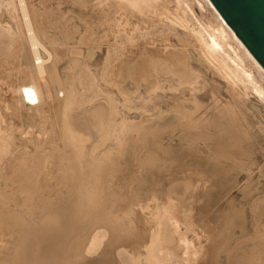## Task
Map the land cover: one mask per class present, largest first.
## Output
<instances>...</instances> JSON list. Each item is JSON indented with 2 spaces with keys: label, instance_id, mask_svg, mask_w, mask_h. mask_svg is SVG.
<instances>
[{
  "label": "bare ground",
  "instance_id": "bare-ground-1",
  "mask_svg": "<svg viewBox=\"0 0 264 264\" xmlns=\"http://www.w3.org/2000/svg\"><path fill=\"white\" fill-rule=\"evenodd\" d=\"M8 1H11V0H8ZM71 1H73V0H71ZM81 1L79 0V3L81 2L80 4H82L81 6L78 2L77 3L80 7H82V15H83L82 21L85 22V24H84L85 28L87 30H91V28L88 26H90L92 24L95 25L94 29L92 30V34L98 38V40L96 38V40L99 42V44L96 45L97 50L99 52H102V53L104 50L106 51V54H105V57H104V60H103L101 67H103V69H105V71L104 70L103 71H104V73L106 72V74H107V71L112 72V74L114 73V79H116V80H114L113 83H110L109 80L111 79V77L109 75H112V74L111 73L109 75L107 74L109 77L107 75L106 76L108 78H110V79L106 80L107 82L109 81L108 84L106 83L107 85L113 84V88L117 87L119 89L122 87L123 84L128 82V83H130V85H132V87H134V89H136L132 93L133 98H138L137 95H140L139 88L141 86H145L147 89L145 91L146 96L142 97V99H143L142 101H144L146 104V108L144 111H145V115H147V117L149 116V118H152L150 116V114H155L156 115L155 119L160 118V119H162V121L163 120L166 121V120H169L171 118L170 116H172L175 121L173 120L174 123L172 124V126H169L166 129V131H169V132L180 131L183 133V135L185 134V135H188L189 137L191 136V138L194 139L196 142H198V140H201L199 144H203L208 149V152H211V154L208 155V157H211V156L213 157V154H212L213 150H212V146L210 145V143H212L213 141L217 145L216 149L214 151V152H216L217 155L218 154L221 155V154H224L227 151H229V149L233 145L232 143H234L235 145L237 144V146L239 147L237 150L238 153L236 154L235 157H234V155H232L233 159L229 158V156H228V159H232L231 162H233L234 165H235V163H240V164L245 163V161L247 159V155L245 154L246 150H244V148L242 146H244V143L246 142V138H245L244 134L240 133L236 129L239 128V126L242 124V122H239V121H241V119L245 120V118H244L245 115L243 114L244 109L246 112H249L247 103H248V96L250 93L252 95H254L255 97L254 96L253 97L256 98L258 103H261L264 107V85H263L264 84V69L258 64V62L255 60V58L250 54V52L247 50V48L243 45V43L240 41V39L235 35V33L229 27V25L223 20V18L220 16V14L217 12V10L214 8V6L212 5V3L209 0H204V1L211 8L212 11L210 13H211L212 17L215 18L217 25H214L213 23H211L210 19H207V21H205L204 23L202 20H201L202 21L201 22L199 19H197V17L193 13V10L191 9L187 0H81ZM6 2H5V0H0V6H3L5 4L9 3V2H7V3ZM16 3H17L16 7L18 9L17 11L19 12V15H21L20 17L22 18L20 21H23V23H21V24H23V30H24L23 32L25 34L24 35L25 38L18 44L21 47V50H18L19 52L17 51V53H14L15 51L13 50V48L11 50L10 47L16 43L15 41H17L16 40L17 34H15L14 33L15 31H14L12 33H14L15 35H12V33H10L12 30L11 31L8 30V31H10V32H8L7 29L6 30L0 29V61H1L0 64L2 62H8V61H4V59L9 60L8 58H10V56H13V57H11V58H13V61H15V60L17 61V63H15L16 66L14 65V68L16 67L18 69L21 65H23V66L25 65V67L27 68L29 75L26 79L28 82L25 84H19L18 83L16 85V88H15V92L17 95L16 101L12 102V104H9V105L5 101L3 102L4 105L2 103V105H3L2 108L4 107L5 110H7V112L8 111L10 112V114H11V112H14L13 115L17 116L18 122H20L19 118L21 117L22 111L29 112L32 110L34 111L37 108V106H36L37 104H34V97L32 96L30 90H28L27 87L33 86L32 88H34V86L36 87L35 84H37V83H39L38 85H40L41 83H40V81L39 82L37 81L38 79L42 80L44 78H47V80H49L51 78L50 80H53V81L52 82L50 81V83H52V85L53 84L56 85L54 87L58 92V96L59 97H62V96L67 97V100H68V98L70 100L71 97L74 98V92H72L71 90L69 92V89L71 87L70 88L68 87L69 89L66 87L68 89L69 93L67 91H64L63 89H58L59 87L62 88L63 86L62 87L59 86V85H61V83L60 82L57 83V81H58L57 79H59V78H57L56 77L57 74L55 75L54 73L56 72L55 67L58 65V61L60 63L62 60H59V58H55V59L53 58L51 60L52 55L50 54V52L47 51L45 46L42 44L43 42H41V40L39 39V37H38L39 35L36 32L37 29H34V28H36L37 23L35 24L36 26H34L33 25L34 21L33 22L31 21V20H35L37 18V16L36 17L34 16L35 19H30L31 16H29V12L33 8L31 10L29 8L30 11H28L27 5L29 6V4L26 3L27 4L26 5L24 0H16ZM77 3H75V4H77ZM198 4L200 6L199 8L202 9V4L199 1L197 2V5ZM11 7H13V6L11 5ZM12 9H14V8H12ZM42 9H44V8H42ZM42 9H41V11H38V12H42L43 11ZM35 10H33V11L35 12ZM51 10H53V9H51ZM51 10L50 11L48 10V12L51 13ZM55 10L56 9L54 8V12L58 11V10H56V11ZM46 11L47 10L44 9V12H46ZM38 12H35V13H38ZM48 12L46 13L47 17L44 14H43L44 16L42 15L44 17V19H42L43 17L41 16V14H42L41 13L40 19H42L44 21L45 17L48 18V16L50 15V13H48ZM58 12H61V11L59 10ZM10 13H12V12H9V14ZM30 13H32V12H30ZM52 13H53V11H52ZM35 15H37V14H35ZM38 15H39V13H38ZM61 15L62 16H60L59 18L63 17V13ZM93 15H95V21L96 22L93 20V17H94ZM3 16H5V15H3ZM6 16H8V18H9L8 14ZM11 16H10V18L12 19L13 16L12 17ZM49 17L52 18V16H49ZM63 18H62V20H63ZM54 19H55V17L53 18V20ZM1 20H2V18H1ZM48 20L51 21L50 19H47L45 22H47ZM10 21H12V20H10ZM17 21H18V19H17ZM20 21H19V23H20ZM13 22H15V21L13 20ZM40 22H41V20H40ZM42 22L40 24L38 22V24L41 26L43 23H45V22H43V23ZM59 22H58V25H61L62 22H61V24ZM48 24H50V23H48ZM55 24H56V22H55ZM17 25L19 26V24H17ZM51 25H52V23L50 24V26ZM63 25L64 24H62L61 26H63ZM86 25H88V26L86 27ZM157 25H161L163 27L167 26L172 31L180 30L183 33V35H185L183 37L184 40H185V37H188V39L195 45V49H197L199 52L197 54V56H198L197 59L200 62L205 61L206 64L208 65L206 70L208 72H210L211 70H214L218 74V76L221 79H223L225 84H227V86L225 85L227 87L225 91L227 92V94L228 93L230 94L229 98L231 99L232 104L231 103L228 104L227 107L225 105V108L223 106V108H221L215 115L212 116V119H211V117H209V114H210L209 111H211V110H209L210 108L206 109L204 112L200 111V108L202 105H199L198 99L201 98V93H202L203 89L201 91V89H197L194 87L193 81L195 78L194 75H196V73L194 74V72H193V76H191L192 75L191 74L192 69L189 68V65L186 66L184 64V62H182L183 57H184L183 55H186L187 53L184 52V50H183V52H184L183 55L179 53L182 56V59H181L180 58L181 56L179 54H177L179 52V50L176 49V51H178V52H176V53L174 52V50L176 48L174 45H171V44L167 45L166 44V46H163V48L165 47V49L162 51V49H160V48H157V49L152 48L150 46L151 44L150 43L148 44V42H147L146 43L147 46H144V51H142L141 54L138 55L139 57H136V54H134L132 49L136 46L137 40L144 42L145 39L150 34L154 33V27ZM14 26H15V24H14ZM42 26H44V25H42ZM6 27H8V25H6ZM37 27H38V29H40L39 26H37ZM45 27H47V26H45ZM20 28H18V30L16 28H14V29L17 31H20ZM41 28H42V30L44 29V27H41ZM62 28L63 27H61L60 29H62ZM8 29H11V28H8ZM54 29H56L55 26H54ZM40 30H38V33ZM64 30H65V28H64ZM41 32H42V34H44L43 32H45V31H41ZM59 32H60V30H59ZM16 33H18V32H16ZM54 33H55V31H54ZM20 35H21V33H20ZM173 36L175 38V35H173ZM19 37H21V36H19ZM40 37H41V35H40ZM45 37H46V35H45ZM166 37H167V35H166ZM177 38H179V37H177ZM17 39H19V38H17ZM20 40H21V38H20ZM20 40H18V41H20ZM46 40L47 39L45 38V41ZM48 40H50V39L48 38ZM51 40H53V39H51ZM51 40H50V42H51ZM165 40H167V39H162L163 42ZM189 40L186 39L185 41H186V43L188 42V45H191L190 44L191 42ZM93 41H92V43H93ZM179 41L181 42L182 40L180 39ZM231 42L234 43L235 45H237V48H234L231 45ZM79 43H80V41H79ZM81 43H83V41ZM182 43H185V42H182ZM186 43L183 45L186 46ZM94 44H95V42H94ZM47 45H49V44H47V41H46V47H47ZM84 45H85V43H84ZM54 46H56V45H54ZM20 47H18V49ZM186 47H188V46H186ZM14 49H16V48H14ZM10 50L14 51V52L12 53ZM75 50H76V48H75ZM75 50L72 49V52H69V53H74L77 51V50L76 51ZM41 51H42V53L45 52V54L48 55L47 56L48 58L47 59L45 58L46 60H44L42 58V57H44V55L41 56ZM181 51H182V49H181ZM78 53H80V52L77 51V54ZM194 53H197V51L195 50ZM5 56H8V57H5ZM79 56L81 57L82 55L80 54ZM1 58L3 59V61ZM22 59L24 60L25 64H22V61H23ZM186 59H184V60H186ZM10 60H9V62H10ZM187 60H189V59H187ZM73 61H77V60L74 59ZM73 61H72V64H73L72 66L76 67L77 65H79L78 62L77 63L75 62L77 64L76 65ZM11 64L12 63H9L8 65L10 66ZM5 66H6V64H5ZM23 66H21V67H23ZM25 67H23V68H25ZM75 67H73L72 69H74ZM250 68L254 72L251 71ZM3 69H4V67L2 68V70ZM19 69L22 70L21 68H19ZM69 69H71V68H69ZM72 69H71V71H73ZM16 70H15V72H16ZM82 70H84L83 67H82ZM22 72H25V71L22 70ZM17 74H19V73H17ZM24 75L26 76V73H24ZM86 75H87V77H89L88 74H86ZM103 76H101V79H103L102 80L103 82H106V81H104V78L106 76L104 78H103ZM0 77H1V75H0ZM58 77H61V76L58 75ZM219 77H217V78H219ZM77 78L78 77L76 76V79ZM99 78L100 77H98V79ZM91 79H92V77H91ZM91 79L88 78V82ZM83 81H86V80L82 79V85L84 83ZM92 81L93 80H91V82ZM25 82H26V80H25ZM91 82H89V84ZM111 82H112V80H111ZM21 83H22V80H21ZM48 83H49V81H48ZM92 83L94 85V82H92ZM107 85H105L106 87L104 85L103 86L107 89ZM45 86H47V85H45ZM56 87H58V88H56ZM108 87L110 88V85ZM38 88L39 87L35 88L37 90V92L41 91L40 88H42V87L39 88L40 89L39 91H38ZM86 88H87V86H86ZM97 88L98 87H96V89ZM96 89H95V91H96ZM143 89H145V88H143ZM90 90H91V88H90ZM90 90L85 89L84 93H86V94H84V96H82L79 103L77 102L71 108L69 107L70 105L68 104L67 100H65V99L59 101V103L57 102L59 107L56 106L57 104L54 106L55 108L56 107L58 108V109H56V111L57 110L59 111L58 112L59 114L56 112L58 114L56 117L57 121H55V120L54 121L56 123L58 122V126H59L58 128L61 129V133H60L61 135L59 136L60 137L59 142H61V145H59L56 141L54 142L55 139L54 140L52 139L50 141L49 137H48V141L44 142V140H45V137H44L45 134L44 133H46V130H44V129L46 126H48V122H47L48 119L44 120L43 118H41V116H40L41 114L39 115V119L41 120V122L40 123L38 122L39 124L37 123L36 125L38 126L37 128L40 131L39 133L45 131L44 133H41V134H44L42 136L44 138L43 142H42V140H40L42 138V137L40 138L41 134L40 135L35 134L36 136L31 135L32 138H30V139H25L26 136L24 138H22L21 136L25 135L24 133H27V132H23L22 130L18 129L17 125H15V124H7L8 122H6L5 119L2 116H0V182L4 183V186H5V184L7 185V184H11V183H13V185L15 184L16 186H18L19 187V190L17 189V191H18L17 194L19 193L18 195L15 194L13 192V189H12L13 194L15 196L16 195L19 196L18 200H21V198H24L25 194L29 195V198H30V196H33L29 192V188L26 189L23 186H22L23 188L21 187L22 182H24V181L29 180V181L38 183L42 186L45 184V185H47V187L44 185L45 186L44 189L51 188V186L48 187V185L55 183V182H56L55 184H58L61 182L62 183H64V182H73V183L77 182V183H79V187H77L76 193L74 192L76 194L75 197L72 196V198H74V200L72 202L71 208L68 205H61V204L56 205V201L54 200V197H47L45 199V201H43L42 206H41V208H43V212H44L43 214H45V216H47V217L43 216L40 219V221H38V220H37V222L33 221L35 223V224L32 223L34 227H31L30 230L28 229L29 231L27 234L25 233L23 235V234H19L16 230L12 231L11 225H10L11 227L5 226L4 228H2V227L0 228V232H1L0 234L4 235L3 236L4 240L3 241L1 240V242H0V264H139V263H142L141 261H144L145 264H197V261H196V259H194V257L198 253L196 252L195 246L193 245V240L192 239L189 240L188 236H187L188 232H190V231L192 232L191 229L194 226V224L191 223L192 219L188 218V216L186 214H184L182 210L180 211L178 209V205L180 204L179 198H181L183 195H185L186 194L185 191H188L191 188V185H188L189 183L187 182V180L190 177H192L193 175L194 176L198 175L200 172L198 174H195V172H197V171L192 170V171H195L193 173L192 171H190L191 169H189V171H190L189 175L190 174H193V175L188 177V176H185L183 174L185 176V177H183V175H181V173H180L182 169H179V172H178L177 168L172 169L173 168V166H172L171 169H172L173 174L167 168L165 169L163 167V169H161V165L158 164L160 162L159 160H158L159 161L158 163L155 161L157 164H155L153 161H150L151 159L149 160V162L147 161V163L143 164V168H145V170L144 169L143 170H144L146 176H148L149 174H153L157 170L160 171V169L163 171L162 172L163 175H162V173H160L159 177H161V175L164 176V173H165L164 169L168 170L167 172H170L169 173L170 175L172 174V176H169L170 178L172 177L171 180H170V178L169 179L166 178L169 182H171V185L165 187L166 189H164V187H163L165 185L164 183H166V185L170 184L168 181H166V179H165V181H163L164 182L163 186L160 184V183H162L161 181H160V183H157V185L154 186L155 191H158L157 192L158 195H159V193H161L160 191H162V194L164 196L166 194V191H167V193H169L167 204L166 205L161 204L160 203L161 200L159 201V199H160L159 196H155L156 192L153 191V192H155V194L153 196V201H155V200L156 201L153 203L152 206L146 205V208L152 207L153 209H155L154 217L156 218L155 220H157V221L154 225L155 228L152 229L151 232L146 231V225H149L148 223H150V225H151L150 227L148 226L149 228H152V226H153V224L150 222L151 220L149 221L147 216L145 218H140L137 215L138 213L140 215V212L137 210H135L136 218L132 219V220H128V217H125L122 219V217H120L119 215L115 216L112 213H108V211H106V209H107L106 207L108 205L105 207L104 202L102 200V198H104V195L102 194V192H103V185L102 184L104 181L106 184V181H110L113 179L114 180L117 179L118 181H120L123 177V176H121V178L119 180V178H117L116 174L114 173L115 169L117 168V167L115 168V164L117 162H116V160L114 161L113 157L115 156L114 155L115 153L117 154V153H120V151H121V149H120V151H118L119 149H118V146L116 145L117 130L119 129V127H118L119 125L115 121L116 115L114 113L116 102L114 103V99H113L114 93H113L112 96L102 94L103 97H106L105 99H106L107 103H105V104H103L101 102L100 103L96 102L97 104L92 103V101H93L92 96H89V94L91 92L87 95V92H89ZM119 91H122V90H119ZM172 91L173 92L174 91H180V94L176 95L174 98L175 100L172 101L173 108L172 107L171 108L173 109V111L171 114L170 113H161L162 112L161 107L159 106V108H158V106L156 104L157 99L162 97L161 95H163L164 93H166V92L172 93ZM97 92H99V90ZM122 92L125 93L124 88H123ZM34 93L36 94L35 96H37L39 98L38 101L40 103L41 102L40 97L43 94L36 93L35 91H34ZM97 94L95 93L96 97L94 95V97L96 99H97L98 95H99L98 97H101L100 94H98V95ZM107 94H109V93L107 92ZM125 94L126 95L130 94V91H128V93L126 92ZM174 94H175V92H174ZM39 95H41V96H39ZM37 97H35V98H37ZM0 98H1V96H0ZM53 99H55V98H53ZM126 99H128V98L126 97ZM138 99L140 101V98H138ZM1 100H2V98H1ZM38 101H36V102L38 103ZM48 101H50V100L48 99ZM90 101H91V104H87ZM101 101H103V100H101ZM42 102H44V101L42 100ZM185 102H188V104L191 105L193 107V109H186L185 105H187V103H185ZM50 103H53V102H50ZM40 106H39V108H40ZM202 108H203V106H202ZM150 109L153 110L155 113H151ZM18 113H20V114H18ZM232 113H236L235 114L236 116L233 114L235 116V117H233ZM34 114H37V113H34ZM43 114H44V112H43ZM43 114H42V116H43ZM117 115H119V114H117ZM32 116H29L30 118L28 117V120H27L30 127L35 126V125L32 126L33 125L32 124L33 123V119H32L33 117ZM238 117L240 118V120L238 119ZM235 119H236V122H238V124L235 122ZM21 123H22V121H21ZM24 123H26V121ZM247 128H249V127H247ZM19 130L21 131V133L19 134V136H17L16 132L19 133L20 132ZM187 139H189V138H187ZM199 144L197 143L196 148L199 146ZM29 145H32L33 147H31ZM191 146H193V143ZM31 148H33V149H31ZM187 148H189V147H187ZM193 148H195V145ZM232 148H235L234 145ZM230 150H232V149H230ZM133 153H134V151H133ZM227 153L229 154L230 152H227ZM125 154H127V153H125ZM187 155H189V154H187ZM127 156H129V155H127ZM175 156H177V155H175ZM224 156H226V155H224ZM115 158H116V156H115ZM123 158H124V156H123ZM125 158H126V156H125ZM146 158H147V156H146ZM149 158H150V156H149ZM177 158H178V156H177ZM226 158H227V156H226ZM132 159H134V158H132ZM170 159L172 160V158H170ZM146 160H148V159H146ZM171 160H168V161H171ZM190 160H191V156H190ZM194 160H196V159H194ZM177 161L179 162L178 159H177ZM199 161H202V160L200 159ZM227 161H230V160H227ZM126 162H127V160H126ZM188 162H190V161H188ZM167 163L168 162H166V164ZM198 163L199 162H197V164ZM125 165H128V164L125 163ZM140 165L142 167V164H140ZM178 165H180V164H178ZM211 165L213 166V164H211ZM164 166H165V164H164ZM165 167H167V166H165ZM181 167H183V166H181ZM185 167H187V166H185ZM124 168H125V166H124ZM126 168H128V166ZM196 168H197V166H196ZM201 168L202 167L200 166V169ZM237 168H239V167H237ZM215 169H216V167H215ZM240 169H242V168H240ZM259 169L260 170L258 173L260 174V177H262L264 175L263 174L264 168L260 167ZM117 170H119V169H117ZM117 170H116L117 174L122 175L121 172H123L124 170L121 171L120 174L118 173ZM129 170H131V168ZM183 170L187 171L186 168H184ZM217 171L218 170H215V171L212 170L210 172V170H208V173L210 172L209 176L212 175L213 177H218L220 174H218L219 171H218V173H217ZM114 174H115L116 178H113ZM165 175H167V174H165ZM206 175H205V177H206ZM200 176H202V175L200 174ZM212 176H211V180L213 182L215 180H213ZM118 177H120V176H118ZM186 177H187V180L185 179ZM198 177H199V175H198ZM123 178H125V176ZM214 179H216V178H214ZM123 180H125V179H123ZM216 181H218V180H216ZM31 184H33V183H31ZM158 184H160L161 187ZM176 184L179 186H180V184L186 185L185 188L183 187V194L178 193L179 192V189H178L179 186H177ZM196 185H198V184L196 183ZM11 186H12V184H11ZM52 186H54V185H52ZM211 186H213V185H211ZM4 188L6 189V186ZM38 189H39V187H38ZM52 189H53V187H52ZM9 190L11 191L10 187H9ZM218 192L219 191H217V193ZM4 193H7V190H6V192L4 191ZM35 193H36V191H35ZM202 193L205 194V192H202ZM9 195H10V197H12L11 194H9ZM6 196H7V194H5V197ZM1 197H4V196L0 195V200H1ZM177 197H178V199H177ZM190 197L191 196H189L188 198H190ZM260 197H262V198H260ZM260 197H257L258 201L254 200L256 203L255 204L256 210L253 212L256 216L255 224H256V230L259 234V236L257 235L259 237V239L257 240L258 243L256 242V244H254L255 247L252 248V250L250 252L248 251V254H245V256L243 255L244 258L246 257L245 258L246 260L241 261L242 264H264V199H263L264 196H260ZM257 198H255V199H257ZM259 198H260V201H259ZM4 199H6V198H4ZM8 199H10V198H8ZM13 199H15V198H13ZM13 199L11 198L10 200H7V202L9 203V201H11ZM25 199H26V197H25ZM149 199H150V197H149ZM26 200H28L27 201L28 203L30 202L29 204L32 203L31 202L32 199L30 200L27 198ZM116 200H117V198H116ZM193 201H194V199H193ZM193 201H192V203H193ZM5 202H3V203H5ZM13 202L11 201V203H13ZM22 202H25V200ZM27 202H25V205L27 204ZM92 202H95V205H93ZM185 202H187V201L184 200L183 203H185ZM17 204L18 203H16L15 205H17ZM22 204H24V203H22ZM131 204H132V201H131ZM133 204H135V203H133ZM18 205L16 207H19ZM143 205H145V204H143ZM183 205H185V204H183ZM30 206H28V207L30 208ZM124 206H125V204H124ZM141 206H142V204H141ZM28 207H27V209L30 210V212H31V208L29 209ZM31 207H33V206H31ZM180 207H181V205H180ZM127 208H128V206H127ZM152 208H151V210H152ZM183 208H185V207H181L180 209H183ZM188 208H189V206H188ZM16 209L18 210V208H16ZM88 209H89V211H88ZM125 209H126V207H125ZM189 209H191V208H189ZM20 210H21V208H20ZM28 210H25V211H28ZM183 210L186 211V208ZM2 211H4V210H2ZM10 211L14 212V210H10ZM131 213L133 214L132 211H131ZM3 214H4V212H3ZM9 214H5V216H8ZM179 214H180V216H179ZM16 215L11 214L12 218H14V219H15V217H13V216H16ZM1 216H4V215H1ZM11 216H8L7 218H11ZM127 216H128V214H127ZM150 216H152V215H150ZM181 216H182V218H180ZM91 217L94 219V223H93L94 226H92L93 224L91 225L92 228H90L88 225L89 224L88 219ZM117 217H119L120 220L116 221ZM4 218H0V220L4 219ZM151 218H153V217H151ZM16 219H17V217H16ZM20 219H24V218L20 217ZM20 219H18V220H20ZM125 219H126V221H125ZM5 220H6V218H5ZM8 220H10V219H8ZM25 220H27V219L21 220V222H20L21 226H22V223H24L22 221H25ZM30 220L32 221V219H30ZM4 221L2 220L3 224L7 220L5 222ZM13 221L17 222V220H12V222L10 221L12 223V225L14 224L13 225V227H14L15 223ZM8 222L9 221H7L6 223L8 224ZM25 223H27V222H25ZM16 224L19 227L18 223H16ZM205 224H208V223H205ZM28 225H25V226L29 227ZM229 225H230V223H229ZM1 226H4V225H1ZM17 226H15V227L17 228ZM126 226H128V229L130 228L129 230H131L132 233H129V234L127 233L129 230L128 229H127L128 231L125 230L127 228ZM140 226H142V227L140 228ZM182 227H183V229H182ZM103 228L106 231H108L110 234L107 239H106L107 232ZM17 229H19V228H17ZM20 229L18 231H20ZM23 229H24V227H23ZM123 231H124V233L126 231L125 235L123 234ZM171 232H172V234H175L177 236L178 243H179V245L182 249V253H183V255L181 257L176 255L173 248L169 247V233H171ZM216 233H218V232H216ZM207 236H208V234H207ZM7 237H9V238L7 239ZM203 238H204V236H203ZM197 239L199 240L198 236H197ZM212 240L215 241L214 246L216 247L215 244L218 242L216 240H214V238ZM200 241H201V239H200ZM220 241H221V239L219 240V242ZM225 241H223V242L225 243ZM119 242H127L130 245V247L132 246L133 249H135V250L141 249L142 253H140V254L144 257L142 259H140L141 255L137 256L136 254H134L132 252L126 251L124 249V247L122 246L124 243L122 245H120ZM117 243H118V245H117ZM194 243H195V241H194ZM207 243H208V241H207ZM30 247H32V250L30 249ZM26 248L27 249L29 248L30 250L28 249L29 251L27 252ZM24 250L26 252H24ZM247 250H249V249H247ZM247 250H246V252H247ZM243 252H245V251H243ZM211 253H213V252H211ZM232 253H234V252H232ZM93 254H94V257L96 255L95 258L93 257ZM90 256L93 257L94 259L89 260L88 257L90 258ZM242 260H243V258H242Z\"/></svg>",
  "mask_w": 264,
  "mask_h": 264
},
{
  "label": "rangeland",
  "instance_id": "rangeland-1",
  "mask_svg": "<svg viewBox=\"0 0 264 264\" xmlns=\"http://www.w3.org/2000/svg\"><path fill=\"white\" fill-rule=\"evenodd\" d=\"M6 1L9 2L10 4L7 3ZM24 1H25V4L26 3L29 4V6L26 4L28 7V11H30L33 8L30 11L33 14L29 12V16H31L30 19H35L34 16L35 17L37 16V18H36L37 20L35 19V20H31V21L32 22L34 21L33 22L34 26L37 25L41 29V30L38 29L37 26H36V28H34V29H37L36 32L39 35L38 37L41 40V42H43L42 44L45 46L47 51L50 52V54L52 55L51 60L53 58L54 59L59 58V60H62L60 63L58 61V65L55 67L56 72L54 74L55 75L57 74L56 77L59 78V79H57L58 80L57 83H59V82L61 83V85H59V84L58 85L61 87L63 86V87L62 88L56 87V88L63 89L64 91L68 92V89L71 87L69 89V92H70V90L72 92H74V98L71 97L70 100H69V98L67 100V97H63V96L59 97L58 92L54 87L56 85H54V84L52 85V83H50V81L51 82L53 81V80H50L51 78L50 79L48 78L49 80H47V78H44L42 80L38 79L37 81L38 82L40 81L41 84L38 85L39 83H37L35 85H36V87H39V88L42 87V88H40L41 91H39L40 89L38 88L39 92H37V90L35 89L36 88L35 86H34V88H32L33 86L27 87L28 90H30L32 96L34 97V104H37L36 105L37 108L34 111L33 110L29 111V112L22 111L21 117L19 118L20 122H18V117L13 115L14 112H11V114H10V112L9 111L7 112V110H5L4 107H3L4 108L3 109L2 106L4 105V103H3L4 101L8 105L12 104V102L16 101V98H17L16 92H15L16 85L18 83L19 84L27 83L28 81L26 78L28 77L29 74H28V71H27V68L25 67V65L24 66L21 65L25 68H23L21 66L19 67L25 72H22V70H20L19 68L18 69L16 67L14 68V65H15V63H17V61L16 60H15L16 62L13 61V58H11L13 56H10V58H8V59L9 60L11 59L14 63L11 60L9 62V60H7V59L6 60L4 59V61H8L9 63H12L11 64L12 66L11 65L9 66L8 62H2L3 64L2 63H1L2 65L0 64V75H1V77H0V96L2 98V100L0 98V102L2 101L0 103L1 104L0 105V116H2L5 119V121L8 122L7 124H15V125H17L18 129L22 130L23 132H27V133H24L25 135L21 136L22 138H24L26 136L25 139H30V138H32L31 135H35V134L40 135L41 133L45 132L44 131V132L39 133L40 131L37 128L38 126L36 125L38 122L39 123L41 122V120L39 119V115L41 114L40 115L41 118H43L44 120L48 119L47 120L48 126H46L44 129V130H46V133H44L45 135L41 134V136H40V138H41L44 135L45 140L43 137L40 140H42V142L44 140V142H45V141H48V137H49L50 141L52 139L53 140L55 139L54 142L56 141L59 145H61V142H59L60 141L59 136L61 135L60 134L61 129L58 128L59 127L58 122L57 123L55 122V121H57L56 117L59 114L58 113L59 111L58 110L56 111V109H58L57 107H59L58 106L59 101H61L63 99L67 100L68 104L70 105V106L69 105L68 106L71 108L77 102L79 103L82 96H84V94H86V93H84L85 89L90 90V88H91V90L89 92H87V95L91 92L90 93L91 95L89 94V96H92V99H93L92 103H96V102L100 103L101 102V103L105 104V103H107V101L105 99L106 97H103L102 94L112 96V94L114 93L113 99H114V103L116 102V105L114 104L115 105V111H116V112L114 111V113L116 115L115 121L119 125L118 126L119 129L117 130L116 145L118 146V149H119L118 151H120V149H121L120 153H117L118 155L116 153L114 154L117 159L115 158V156L113 157L114 161L116 160V162H117L115 164V168L116 167L117 168L115 169L114 173L116 174L117 178H119V180H120L121 176H123V177L125 176V178L122 177V179L120 181H118L117 179L110 180L111 182L106 181V184H105V181L103 182L102 194L104 195V198H102V200L104 202L105 207L108 205L106 207L107 209L105 208L106 211H108V213L114 214L115 216L119 215L120 217H122V219L125 217H128V220H132V219L136 218L135 210H137L140 212V215H139V213L137 214L140 218H145L147 216L149 221L151 220L150 222L153 224L152 228H149L151 226L150 223H148L149 225H146V231L151 232L152 229L155 228L154 225L157 221V220H155L156 218L154 217L155 209H153L152 207H149L150 209L146 208V205L152 206L153 203L156 201V200L153 201V196H154L155 192H156L155 196H159V198H160L159 201L161 200L160 201L161 204L166 205L168 202V197H169V193H167V191H166L165 196L162 194V191H160L161 193H159V195H158V193H157L158 191H155L154 186L157 185V183H160V181L162 182V183H160L162 186L165 184L163 186L164 189H166L165 187L171 185V182H169L167 179L170 178L169 176H172V174H173L172 169L177 168L178 172H179V169H182L180 172L181 175L184 174L185 176H188V177L193 175V174L189 175V172L192 170H195L197 172H195V171H192V172L193 173L195 172V174H198L200 172L198 174L199 177H198V175H196V176L193 175L188 180H187V177L185 178L187 180V182L189 183L188 185H191V188L188 191H185L186 194L183 195L181 198H179L180 204L178 205V209L180 211L182 210L183 213L188 216V218L192 219V222L191 221L190 222L192 224H194V226H195L194 227L192 225L193 227L191 230L193 233L190 231L187 234L188 239L193 240V245L195 246V250L198 253V254H196L197 257L195 256L194 259H196L197 264H210V263L211 264H233V263L234 264H240V263L242 264L241 261L246 260L245 259L246 257L244 258L245 254H248V251L250 252L252 250V248L255 247L254 244H256V242L258 243L257 240L259 239V237H258L259 234L256 230V224H255L256 216L253 212L256 210L255 201L256 200L258 201L257 197L264 196V175L262 177H260V174L258 173L260 170L259 169L260 167L264 168V107H263V105L261 103H258L257 99L254 98L255 96L250 93L248 96V103H247L249 112H246L244 109L243 114L246 116V117L244 116L245 120L241 119V121H239V122H242V124L239 126V128L236 129L240 133L244 134V136L246 138V142L244 143V146H242L244 148V150H246L245 154L247 155V159H246L245 163H241V164L235 163V165H234V163L231 162L233 159L232 155H234V157H235L236 154L238 153L237 150L239 148L237 146V144L235 145L234 143H232V144L234 145L235 148H232L233 147V145H232V147L230 148L232 150L229 149V151H227L230 153L228 154L226 152L224 154H221L222 155L221 156L219 154L217 155L216 152H214L217 145L213 141L212 143H210V145L212 146V150H213L212 151L213 157L212 156L208 157V155H210L211 152H208V149L203 144H199L201 140H198V142H196L194 139L191 138V136L189 137L188 135H185V134L183 135V133L180 131H174V132L166 131V129L169 126H172V124L174 123L173 122L174 119L172 116H170L171 118L169 117L170 118L169 120H166V121L163 120L162 121V119H160V118L155 119V117H156L155 114L149 113L152 118H149V116L147 117V115H145L144 110L146 108V104L144 101H142L143 100L142 97L146 96L145 91L147 89L145 86H141L139 88L140 95H137V97L140 98V101L138 98L132 97V93L136 89H134V87H132V85H130V83H128V82L123 84L122 87L119 89L117 87L113 88V84H109L110 88L108 87L109 85H107V84L109 83V81H110V83H113L114 80H116V79H114V73L112 74V72L106 70L108 75L110 73L112 74V75H109L111 77V79L108 78L109 76L106 74V72L104 73L105 69H103V67H101L103 60H104V57H105V54H106V51L104 50L102 53V52H99L97 50L96 45L99 44V42L97 41L98 38L92 34V30L94 29L95 25L94 24H92L90 26L86 25V27L87 26L90 27L91 30H87L85 28V25H84L85 22L82 21L83 20L82 19L83 18L82 7H80L82 5V4H80L82 2L81 0H80L81 1L80 3H79V0H73V1H71V0H24ZM187 1L190 5L191 9L193 10V13L197 17V19H199L200 21L202 20L203 23L205 21H207V19H210L211 23H213L214 25H217L215 18L212 17V15L210 13L212 11L211 8L206 4V2L204 0H187ZM198 1L202 4V9L199 8L200 7L199 4L197 5ZM5 2L7 3V4H5L6 6L5 5L0 6V13L2 12L0 14V21L2 22V23L0 22V27H1L0 29H3V30L7 29V31L12 30L11 32L8 31L10 33L15 31L14 33L17 34V37H16L17 41L20 40V38H21L20 41H18V42L15 41L16 42L15 44L17 46L15 44H13L12 45L13 47L12 46L10 47L11 50L13 48V50L15 51L14 52V51L10 50L12 53L13 52L17 53L18 50H21V47L18 44L25 38V36H24L25 34L23 32L24 31L23 30V24H21V23H23V21H20L22 18L20 17L21 15H19V12L17 11L18 9L16 7L17 6L16 0H14V1L13 0H11V1L5 0ZM74 2L75 3L78 2L80 4V6L78 5V3L75 4ZM11 5L13 7H11ZM12 8H14V9H12ZM29 8H30V10H29ZM42 8H44L47 11L44 12V9H42ZM54 8L58 11L60 10L61 12H58L56 10H55L56 12H54ZM41 9L43 11L38 12V11H41ZM51 9H53V10H51ZM33 10H35V12H38L39 15H38V13H35ZM48 10L49 11L51 10V13L53 11V13L51 14L50 12H48ZM9 12H12V13L9 14ZM47 12L50 13L49 16H52V18H50L49 16H48V18H46ZM62 13H63V17H64V18L63 17L62 18H63V20L65 19L64 21L62 20V18H59L60 16H62L61 15ZM7 14L9 15V18H8V16H6ZM35 14H37V15H35ZM40 14H41V16L43 14L46 16L44 21L42 20V19H44V17H43L44 15L42 16L43 18L40 19V17H41ZM3 15H5L7 18ZM11 15L13 16L12 19L10 18ZM93 16H94L93 20L95 21V15H93ZM54 17H55V19H54L55 21L53 20ZM1 18H2V20H1ZM17 19H18V21H17ZM47 19H50L51 21L53 20L54 22L53 21L51 22L49 20L47 22H45ZM10 20H12V21H10ZM13 20L17 24H19V26L15 22H13ZM40 20H41V22L42 21L45 22V23L42 22L43 23L42 25H44V26L39 25L41 23ZM19 21H20V23H19ZM38 22H39V24H38ZM55 22H56V24H55ZM58 22L60 24L62 22V24H64V25L63 26H61L62 24L58 25ZM48 23H50V24L52 23V25L50 26V24H48ZM5 24L8 25V27H6ZM14 24H15V26H14ZM45 26H47L48 28ZM54 26L56 29H54ZM41 27H44V29L42 30ZM61 27H63V28L60 29ZM8 28H11V29H8ZM14 28H16L17 30H18V28H20V31H17ZM64 28H65V30H64ZM38 30H40L39 31L40 34L38 33ZM59 30H60V32H59ZM41 31H45V32H43L44 34H42ZM54 31H55V33H54ZM16 32H18V33H16ZM19 32L21 33V35ZM14 33H12V35H15ZM40 35H41V37L42 36L43 37L41 38ZM45 35H46V37H45ZM166 35H167V37H166ZM173 35H175V38ZM19 36H21V37H19ZM184 36L185 35H183V33L180 30L172 31L167 26L163 27L161 25H157L154 27V33L150 34L145 39L144 42L137 40L136 46L132 50H133L134 54H136V57H139L138 55H140L141 52L144 51V46H147L146 43L148 42V44L150 43L151 44L150 46L154 49L160 48L163 51L165 49V47L163 48V46H166V44L167 45L171 44V45H174L176 47L174 50L175 53L178 52V51H176V49L179 50V52L177 54L180 53L183 55L184 52H186L188 55L186 53L185 54L187 56L183 55L184 57H183L182 62H184V64L186 66L189 65V68L192 69V73H191L192 75L191 76H193V72H194V74L196 73V75H194V77H195L194 81L195 82L193 81L194 87L197 89H201V91L203 89V91L201 93V98L198 99L199 105L203 106V108L201 106L200 111L204 112L206 109L210 108L209 110H211V111H209L210 112L209 117H211V119H212V116L215 115L221 108H223V106L225 108V105L227 107L228 104H230V103L232 104L231 99L229 98L230 94L229 93L227 94V92L225 91L227 88L226 87L227 84H225L223 79H221L214 70H211L210 72H208L206 70L208 65L206 64L205 61L200 62L197 59V57H198L197 54L199 53L198 50L195 49V45L188 39V37H185V40L187 39L191 42L190 43L191 45H188V42L186 43V41L183 38ZM44 37L47 39L46 40L47 44H49V45H47V47H46V41H45ZM177 37H179V38H177ZM17 38H19V39H17ZM48 38L50 40L53 39L54 41L51 40V42H50V40H48ZM96 38H97V40H96ZM162 39H167V40H165L163 42ZM180 39L182 40L181 42L179 41ZM79 41H80V43H79ZM82 41H83V43H81ZM92 41H93V43H92ZM94 42H95V44H94ZM182 42H185L186 46H188V47L183 45L185 43H182ZM84 43H85V45H84ZM54 45H56V46H54ZM231 45L234 48H237V45H235L232 42H231ZM18 47H20V48L18 49ZM14 48H16V49H14ZM75 48L80 53L77 54V51L75 50ZM72 49L76 51V52H74L75 54L69 53V52H72ZM181 49H182V51H181ZM194 49L197 51V53H194L195 52ZM183 50H184V52H183ZM80 54L82 55L81 57L79 56ZM43 55H44V57H42V58L44 60H46L48 58L47 57L48 55L45 54V52L42 53V51H41V56H43ZM5 57H8V56H5ZM185 57L189 60H187ZM180 58L182 59V56ZM72 59L73 60L75 59L77 61H73ZM184 59H186V60H184ZM2 61H3V59H2ZM72 61L74 63L78 62L79 65H77L75 63L77 66L76 67L72 66L73 65ZM4 63L6 64V66ZM22 64H25L24 60L22 61ZM1 67L2 68L4 67V69L2 70ZM73 67H75V68L72 69ZM82 67L84 70H82ZM69 68H71L73 71H71V69H69ZM15 70L19 74H17L15 72ZM250 70L253 71L251 68H250ZM24 73H26V76L24 75ZM86 74H88L89 77H87ZM102 74L103 75L105 74V75L103 76ZM58 75L61 77H58ZM76 76L78 77L77 79H76ZM101 76H103V78L106 76L104 78V81H106L107 79H110V80L108 82L107 81L103 82L102 81L103 79H101ZM91 77H92V79H91ZM98 77H100V78L98 79ZM217 77H219V78H217ZM88 78L93 80L92 82H94V85L95 84L96 85L94 86L93 83L91 82V80L89 81V82H91L89 84ZM82 79L86 80V81H83L84 82L83 85H82ZM21 80H22V83H21ZM25 80H26V82H25ZM111 80H112V82H111ZM48 81H49V83H48ZM45 85H47V86H45ZM103 85L104 86L107 85V89L105 88L106 86L104 87ZM86 86H87V88H86ZM66 87L67 88L69 87V88L67 89ZM93 87L95 89H96V87H98V88L95 91V89ZM142 87L145 89H143ZM123 88H124L125 93L126 92L128 93V91H130L131 95L130 94L126 95L125 93H123L122 92ZM98 90L100 93L97 92ZM119 90H122V91H119ZM34 91L36 93L43 94L42 96L39 95V96H41L40 97V99H41L40 103L38 101L39 98L37 96H35L36 94L34 93ZM107 92L109 94H107ZM174 92H175V94H174ZM174 92L173 91H172V93L166 92L163 95H161L162 97L157 99L156 104H157L158 108H159V106L161 107V109H162L161 113H170V114L172 113V111H173L172 101L175 100L174 98L176 95L180 94V91H174ZM95 93L100 94L101 97H98L99 95L97 94L98 96L96 99ZM94 95H95V97H94ZM35 97H37V98H35ZM126 97L128 99H126ZM53 98H55V99H53ZM48 99L50 101H48ZM42 100L44 102H42ZM101 100H103V101H101ZM36 101H38V103ZM50 102H53V103H50ZM2 103H3V105H2ZM185 103H187V105H185L186 109H193V107L191 105H189L188 102H185ZM87 104H91V101ZM55 105L57 106L56 108L54 107ZM39 106H40V108H39ZM150 111H151V113H155L151 109H150ZM33 112L37 113V114H34ZM43 112H44V114H43ZM18 114H20V113H18ZM42 114H43V116H42ZM117 114H119V115H117ZM233 114L235 115L236 113H232V116L235 117L236 115L234 116ZM29 116L33 117V118L32 117L31 118L33 119V123H32L33 125L32 126L35 125L34 127H30L29 123L27 122ZM238 119L240 120L239 117H238ZM24 120L26 121V123H24L25 122ZM21 121H22V123H21ZM235 122H236V119H235ZM236 123L238 124V122H236ZM247 127H249V128H247ZM16 133H17V136H19L21 131L19 133L18 132H16ZM187 138H189V139H187ZM190 140L191 141L193 140V141L191 142ZM192 143H193V146H191ZM197 143L199 144V146L196 148ZM187 144L188 145L190 144V145L188 146ZM194 145H195V148H193ZM29 146L33 147L32 145H29ZM187 147H189V148H187ZM31 149H33V148H31ZM133 151H134V153H133ZM125 153H127V154H125ZM187 154H189V155H187ZM127 155H129V156H127ZM148 155L150 156V158ZM175 155H177L178 158ZM224 155H226L227 158ZM123 156H124V158L126 156V158L124 159ZM146 156H147V158H146ZM190 156H191V160H190ZM228 156H229V158H232V159H228ZM132 158H134V159H132ZM145 158L148 160H146ZM170 158H172V160ZM177 159L179 160V162L177 161ZM194 159H196V160H194ZM200 159L202 161H199ZM226 159L230 160V161H227ZM126 160H127V162H126ZM149 160L153 161L155 164H157L160 161L158 164L161 165V169H163V167L165 169L167 168L168 170L171 171L172 174L170 175L169 174L170 172H167L168 170L164 169L165 173H164V176H162L163 171L160 169L161 172L159 170H157L156 171L157 173L154 172L153 174H149L148 176H146L145 172H144L145 168H143V164L147 163V161L149 162ZM168 160H171V161H168ZM188 161H190V162H188ZM166 162H168V163L166 164ZM197 162H199V163L197 164ZM125 163L128 165H125ZM140 164H142V167ZM164 164L167 167H165ZM178 164H180V165H178ZM211 164H213V166ZM124 166H125V168H124ZM127 166H128V168H126ZM172 166H173V168H172ZM181 166H183V167H181ZM185 166H187L188 168ZM196 166H197V168H196ZM200 166L202 167L201 169H200ZM215 167H216V169H215ZM237 167H239V168H237ZM130 168H131V170H129ZM184 168H186L187 171L183 170ZM240 168H242V169H240ZM117 169H119L120 171ZM189 169H191V170L189 171ZM211 169L213 171L218 170L219 173H218V171H217V173L220 174L218 177H213L211 175L213 180H215L213 182L211 180V176H209L210 172L212 171ZM116 170L118 171L119 174L121 171H123V170L124 171L121 172L122 175H118ZM208 170H210L209 173H208ZM160 173H162L161 177H159ZM115 174H114L113 178H116ZM165 174H167L168 176ZM200 174L202 176H200ZM263 174H264V172H263ZM184 175H183V177H185ZM205 175H206V177H205ZM118 176H120V177H118ZM171 178H170V180H171ZM214 178H216V179H214ZM123 179H125V180H123ZM165 179L170 184L166 185V183L163 182V181H165ZM216 180H218V181H216ZM31 183H33V184H31ZM55 183L48 185V187L51 186V188L44 189L45 186L47 187V185H45V184H44L45 186L44 185L42 186L38 183L29 181V180L22 182L21 187L23 186L26 189L29 188V192L33 195V196H30V198H29V195L25 194L24 198H21V200L22 201L25 200V202L28 201V200H26L27 198L30 200L32 199L31 204H29L30 202L29 203L27 202V204L25 205V202L18 200L19 199L18 198L19 196H17L19 194V193L17 194V192H18L17 189L19 190L18 186H16L15 184L13 185V183H11L12 186H11V184H7V185L5 184V186H6V189H5L4 183L0 182V195L4 196V197H1V200H0V207H1L0 208V210H1L0 211V218L5 217L6 220L9 222L10 221L12 222V220H17V222L13 221L15 223V226H17L16 223H18L19 227L17 226V228L20 229L22 227L21 229L23 231L21 229H20V231H18L19 229H17L15 226H14L15 227L14 228L13 227L14 224L12 225L11 222L10 223L8 222V224H7L6 223L7 221L5 220V218L0 220V228L1 227L4 228L5 226L6 227L12 226V228H11L12 231L16 230L19 234H23V235L25 233L27 234L28 231L31 229V227H34L33 224H35V223L33 221H35V222H37V220L40 221V219L43 216H45V214H43L44 212H43V208H41V206H42L43 201H45V199L47 197H54V200L56 201V205H58V204L68 205L71 208L72 202L74 200V198H72V196L75 197V195H76L75 193H76L77 187H79V183H77V182H74V183L73 182H64V183L61 182L58 184H55ZM196 183L198 185H196ZM160 184H158V185L160 186ZM52 185H54V186H52ZM211 185H213L214 187ZM8 186L11 188V191L9 190ZM177 186H179V185H177ZM185 186H186L185 184H183V185L180 184V186L178 187V189H179L178 193L183 194V187L185 188ZM38 187H39V189H38ZM52 187H53V189H52ZM12 189H13V192L15 194H17L16 196L13 194ZM3 190L5 192L7 190V193H4ZM35 191H36V193H35ZM153 191H155V192H153ZM217 191H219V192L217 193ZM202 192H205V194ZM5 194H7V196L9 194H11L12 197H10V195L8 197L7 196L5 197ZM148 196L150 197V199ZM189 196H191V197L188 198ZM25 197H26V199H25ZM4 198H6V199H4ZM8 198H10V199L15 198V199L11 200L12 202L13 201L14 202L11 203V201H9V203H10L9 204L7 202V200H10V199H8ZM116 198H117V200H116ZM255 198H257V199H255ZM260 198H262V197H260ZM260 198H259V201H260ZM177 199H178V197H177ZM193 199H194V201H193ZM263 199H264V197H263ZM184 200H186L187 202L183 203ZM131 201H132V204H131ZM192 201H193V203H192ZM3 202H5V203H3ZM16 203L19 204V205L17 204L19 207H16L17 206V205H15ZM22 203H24V204H22ZM133 203H135V204H133ZM92 204L95 205V202H92ZM124 204H125V206H124ZM141 204H142V206H141ZM143 204H145V205H143ZM183 204H185V205H183ZM27 205L33 206V207L30 206L31 212H30V210L27 209V207H28ZM126 205L128 206V208ZM180 205H181V207H185L186 211L183 210L185 208L180 209L181 208ZM188 206L191 209H189ZM125 207H126V209H125ZM16 208H18V210ZM20 208H21V210H20ZM151 208H152V210H151ZM2 210H4V211H2ZM10 210H14V212L12 211L13 212L12 213ZM25 210H28L29 212L25 211ZM88 211H89V209H88ZM131 211L133 212V214L131 213ZM3 212H4V214H3ZM5 214H9L8 216H11V214L12 215L17 214L18 216L17 215L13 216V217H15V219L12 218V216H11V218H12L11 219V218H7L8 216H5ZM127 214H128V216H127ZM1 215H4V216H1ZM150 215H152V216H150ZM179 216H180V214H179ZM16 217H17V219H16ZM20 217L27 219L25 221H22V222H24V223H22V226H21L20 222H21V220H24V219H20ZM45 217H47V216H45ZM151 217H153V218H151ZM180 218H182V216ZM8 219H10V220H8ZM18 219H20V220H18ZM30 219H32V221ZM2 220L3 221L5 220L6 222L4 221L5 223L3 224ZM117 220H120V218L117 217L116 221ZM125 221H126V219H125ZM25 222H27V223H25ZM88 223H89L88 224L89 227L92 228V226H94V224H93L94 219L92 217L89 218ZM205 223H208V224H205ZM229 223H230V225H229ZM1 225H4V226H1ZM25 225H28L29 227H27ZM23 227H24V229H23ZM126 227L127 228L125 230L128 231L130 228L128 229V226H126ZM141 227L142 226H140V228ZM182 229H183V227H182ZM126 231H125V233L123 231L124 235L126 234ZM106 232H107V236H106V239H107L110 234L108 231H106ZM216 232H218V233H216ZM127 233L128 234L132 233V231L129 230ZM207 234H208V236H207ZM196 235L199 237V240L197 239ZM202 235L204 236V238ZM0 236H1L0 237V242H1V240L2 241L4 240V237H3L4 235L0 234ZM8 238L9 237H7V239ZM213 238H214V240H216L218 242L215 244L216 247L214 246L215 241L212 240ZM200 239H201V241H200ZM220 239H221V241H220L221 243L219 242ZM194 241H195V243H194ZM207 241H208V243H207ZM223 241H225L226 244ZM119 244L120 245L123 244L122 246L124 247V249L126 251L132 252V253L136 254L137 256H140L141 255L140 253H142L141 249L135 250V249H133L132 246L130 247V245L127 242H119ZM117 245H118V243H117ZM169 247L174 249V252L176 253V255H178L180 257L183 255L182 249L178 243L177 236L175 234H172V232L169 233ZM28 249H27V252L30 249L32 250V247H30L29 250ZM247 249H249V250H247ZM246 250H247V252H246ZM243 251H245L246 253ZM24 252H26V251L24 250ZM211 252H213V253H211ZM232 252H234V253H232ZM93 257H94V254H93ZM93 257L90 256V258L88 257V259L89 260L94 259L96 257V255L94 258ZM143 257L144 256L141 255L140 259H142ZM242 258H243V260H242ZM141 262L142 263H139V264H145L144 261H141Z\"/></svg>",
  "mask_w": 264,
  "mask_h": 264
},
{
  "label": "water",
  "instance_id": "water-1",
  "mask_svg": "<svg viewBox=\"0 0 264 264\" xmlns=\"http://www.w3.org/2000/svg\"><path fill=\"white\" fill-rule=\"evenodd\" d=\"M264 69V0H209Z\"/></svg>",
  "mask_w": 264,
  "mask_h": 264
}]
</instances>
